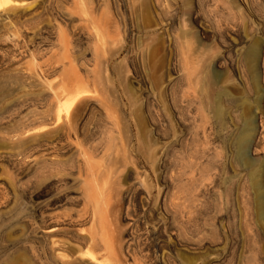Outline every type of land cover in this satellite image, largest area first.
Masks as SVG:
<instances>
[{"label":"bare ground","instance_id":"6f19581e","mask_svg":"<svg viewBox=\"0 0 264 264\" xmlns=\"http://www.w3.org/2000/svg\"><path fill=\"white\" fill-rule=\"evenodd\" d=\"M134 1L0 0V64L13 72L12 81L0 85V170L6 169L8 174V181L0 179V259L8 257L12 248L29 244L34 239L50 241L52 247L55 245L53 236L61 229L59 217L52 212L45 213L43 209L67 200L69 191L66 189L70 183L79 187L74 198L80 199L85 206L84 214L78 212L70 224L80 227L88 221L93 226V231L87 237H80L77 243L90 245L101 252L100 255L88 252V260H101L107 255L117 254V250H120L119 257L122 256L121 249H113L107 239L111 233L107 213L112 211L114 201L125 203L130 195L134 199L137 197V185L149 179L145 168L156 164V175L161 183L159 189L146 183L147 190L143 189L145 196L140 198L142 209L155 200L154 209L162 216L156 224L159 231L165 227L170 214L177 217L176 204L171 209L166 196L168 177L160 168L168 153L187 145L193 126L199 128L198 121L207 120L203 112L211 109L215 117H220L222 105L226 107V117L221 122L223 139L225 143L232 142L235 130L231 117L233 102L226 105L223 101L225 89L218 83L221 75L215 81L219 99L213 102L214 83L206 66L197 72L199 88L189 96L186 89L177 90L175 86L176 78L182 73L191 76V66L181 65L180 74L174 79H170L167 69L160 79L156 78L155 84L150 74L144 77L139 74V59L136 57L131 60L137 74L136 86L133 87L127 83V75L118 69L127 63L128 57L113 65L126 50L133 30L147 41L159 36L158 29L172 23L180 5L187 10L184 9L182 14L181 26L189 27L196 19L194 15L202 8V0H194V6L193 0H181L179 6L175 0L171 11L165 9V2L168 4L171 0H148L151 14L148 7L146 14L144 11L138 13ZM225 4L228 10L225 18L229 21L233 13L228 2ZM127 5L132 26H129L125 12ZM183 39L181 52L186 56L195 48L187 32ZM81 42L86 45L82 50L79 47ZM166 42L163 40L161 43L165 54L170 47L169 35L165 47ZM256 46L249 47L248 57L254 56ZM52 77L58 78L57 82L51 81ZM166 78V84H161ZM145 80L155 84V88L161 87L159 97L153 93L154 88L151 91L146 87ZM25 95L35 97L26 99ZM193 103L199 105L195 114L190 108ZM33 107L37 109H29ZM24 108L29 110L28 114L22 112ZM93 115H99L108 122L105 144L102 142L99 146L92 144L90 119ZM208 125L212 131L213 124L210 122ZM202 130L206 136L205 127ZM245 141V138L241 140L240 147ZM64 151L70 153V161L63 159ZM96 158L102 159L103 163V159L108 161L107 166L102 168V164L94 161ZM226 168L220 162L216 167L213 180L218 189ZM121 171L132 180L128 187L118 183ZM230 171L234 173L233 167ZM186 173L184 170L183 175ZM31 176L38 185L34 191L23 181ZM232 179H229L231 184ZM229 186L226 196L230 208L233 190ZM53 190L57 193L60 190V195L46 204L38 202ZM29 191L32 193L26 198ZM10 201L16 207L14 216L1 210ZM200 208L197 196L186 197L181 217L184 223L183 245L189 251L202 249L197 222ZM31 216L39 217L34 228L29 221ZM11 220L21 227L15 239L5 237L1 231L2 226L10 225Z\"/></svg>","mask_w":264,"mask_h":264},{"label":"rangeland","instance_id":"374dc122","mask_svg":"<svg viewBox=\"0 0 264 264\" xmlns=\"http://www.w3.org/2000/svg\"><path fill=\"white\" fill-rule=\"evenodd\" d=\"M177 1L179 6L181 0ZM148 2V0H135L136 11L138 13L144 11L143 13L146 14L148 7L151 14L152 10ZM202 2V8L194 15L196 19L189 27L181 26L185 8L180 5L177 10L179 13L172 23L158 29L159 36L147 41L140 37L141 34L137 30L136 32L133 30L126 50L113 62V65H116L118 61L128 57L125 61L127 63H123L118 69L122 74L127 75V83L133 87L136 86L137 74L136 66L131 60L136 57L139 59L137 65L139 74L143 77L150 74L155 77L152 78L154 83H157L156 78L160 79L161 74L167 69L171 74L170 79H174L180 74L181 65L191 66L189 71L191 76L187 77L182 73L181 77L176 78L175 86L177 90L186 89L189 96L198 90L197 72L206 66L214 83L211 100L217 102L219 99L215 81H218V76L221 75V81L218 83L225 89L223 101L226 105L233 102L231 117L235 130L231 143H225L223 126H221L222 119L226 117V107L222 105V115L218 118L215 117L213 110L209 109L210 111L203 112L207 115V120H199V128L193 126L192 130L196 129L191 130L187 145L170 151L160 167L168 177L166 196L171 209L176 204L174 210L177 212V217L170 214L165 227H161L158 231L156 224L162 216L154 209L155 200L142 209L140 198L145 196L143 189L147 190L146 183L158 189L161 184L156 175V164L148 165L145 170L149 179L137 185L139 187L137 197L134 199L130 195L125 203L120 200L114 201L112 211L107 213L111 228L110 238L107 239L113 249H121L123 255L120 253L122 255L120 258L118 255L120 250H117L118 253L115 252L114 256L107 255L101 260L91 261L87 258L88 252L96 255H100L101 252L89 247L90 245L77 243L80 237H87L93 231V226L88 221L80 227L70 224L78 212L83 215L85 210L83 202L74 198L79 187L70 183L66 189L69 191L67 200L43 209L45 213L52 212L59 217L61 229L53 236L55 245L52 247L50 241L31 240L29 244L12 248L8 257L0 259V264H264V0H202ZM226 2L233 13L229 21L225 18L228 11ZM111 4L113 6V3ZM173 4H176L175 0H171L168 4L165 2V9L171 11ZM125 10L129 26H132L129 5ZM150 17L153 20V16ZM186 32L195 49L185 56L181 52V47ZM168 35L170 47L165 54L161 50V43L167 40L164 44L165 47L167 46ZM200 42L202 46L200 44L198 46ZM81 43L79 47L82 50L86 45L85 42ZM253 44L257 45L256 53L248 57L249 47ZM86 57L90 58L89 55ZM0 69V85L9 84L13 72L5 70L3 65ZM101 74L97 73L98 76ZM51 79L57 82L58 78ZM166 82L167 78L165 82L160 83L166 84ZM145 85L151 91L153 88L156 89L153 93L160 96L161 87L155 88L148 80H145ZM34 97L25 95L26 99ZM196 107H199L196 103L190 106L194 114ZM34 108L36 107L29 109ZM23 110L24 114L29 113L27 108ZM106 122L107 120L99 115L91 117L93 145L99 146L103 144L102 142L105 144L108 130V122ZM210 122L213 124L212 131L209 130ZM203 127L207 131L206 136L203 135ZM243 138L246 139V143L240 147ZM63 157L66 161L71 159L68 151H64ZM94 161L102 164V168L107 166L108 162L103 159L105 164L99 158ZM229 161L234 173L230 171ZM219 162L227 167V172L223 174L222 184L218 189L215 187L213 177ZM184 170L187 172L186 175H183ZM118 177L119 182H117L121 186L123 184L124 188L132 182L130 178H126L123 171ZM231 177L232 184L229 181ZM0 179L8 181L6 169L0 170ZM23 181L33 188L32 191L38 187L32 176L24 178ZM256 183L258 186H255ZM228 186L233 190L230 208L227 206L226 196ZM29 192L26 198L32 193ZM60 193V190L58 193L54 190L50 191L38 202L49 203ZM153 193L157 194V190L153 189ZM188 195L200 199L201 210L197 222L203 245L199 251H189L183 245L184 223L181 216ZM1 210L14 216L16 207L10 201L8 206ZM37 220H39L38 216H31L29 219L33 224L32 228ZM13 223L11 220L10 225L1 228L7 238L15 239L21 232V227Z\"/></svg>","mask_w":264,"mask_h":264}]
</instances>
